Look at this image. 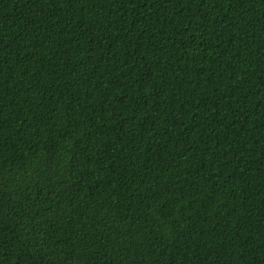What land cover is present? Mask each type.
I'll return each mask as SVG.
<instances>
[{
	"label": "trees",
	"instance_id": "1",
	"mask_svg": "<svg viewBox=\"0 0 264 264\" xmlns=\"http://www.w3.org/2000/svg\"><path fill=\"white\" fill-rule=\"evenodd\" d=\"M0 264H264V0H0Z\"/></svg>",
	"mask_w": 264,
	"mask_h": 264
}]
</instances>
